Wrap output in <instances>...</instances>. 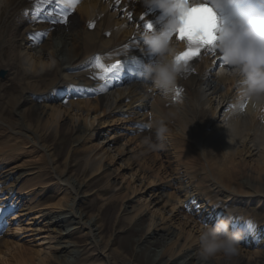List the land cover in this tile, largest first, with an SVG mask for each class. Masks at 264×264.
Segmentation results:
<instances>
[{"label": "bare ground", "instance_id": "1", "mask_svg": "<svg viewBox=\"0 0 264 264\" xmlns=\"http://www.w3.org/2000/svg\"><path fill=\"white\" fill-rule=\"evenodd\" d=\"M51 4L41 3L40 18L32 21L34 0L0 3V68H7L6 75L0 76V176L2 182L10 184L1 186L0 191L34 192L35 201L28 208L40 206L43 193L37 194L32 188L26 171L15 170L12 159L15 162L16 153L29 150L25 148L29 144L30 151L48 153L49 160L55 161L44 143L43 128L54 124L74 132L75 141L85 145L88 135L102 130L103 122L113 113L123 114L130 124L138 126L137 141L144 151L141 165L127 174L119 171L123 164L112 168L105 161L126 152L119 140L111 143L114 151L103 144L92 145L96 158L93 164L96 169H103L113 194L123 199L122 210L139 232L138 253L144 252L149 264H204L199 257L198 241L204 225L188 206H208L204 214L211 223L222 218L214 192L223 202H237L243 208L244 202L254 199L264 206V111L253 107L254 98L250 100L243 94L242 85L231 74V66L227 70L211 69V58L219 57V52L203 53L191 64L193 70L182 74L176 84L182 89L179 99L176 86L169 92L155 87L149 90L151 82L115 86L110 79L107 91H101L100 85L106 82L94 79L98 75L96 68L87 63L95 53L105 60L138 54L136 59L141 63L149 56L144 45L141 50L133 49V41L142 42L138 30V17L144 14L141 3L80 0L66 25H53L43 19L52 12ZM90 23L95 27H89ZM34 30L47 33L42 42ZM24 40L30 42L24 62L27 72L21 61ZM59 87L66 88L69 106L56 101L62 99L56 92ZM79 90L93 91L95 95L88 98L80 95ZM29 103L34 104L33 117L28 113ZM9 109L14 111V117H9ZM221 112L222 118H217ZM101 115L108 117L102 121ZM142 122L152 128L163 122L169 129V143L142 128ZM145 138L166 146L167 163L160 160L157 150L148 151ZM168 146L174 156L169 155ZM68 167H55L62 196L50 204L63 213L50 215L49 225L55 230L51 236L56 239L54 246L42 252L30 243L21 244L4 235L0 237V264H138L135 258L123 257L113 248L114 240L101 234L96 217L79 207L84 180L70 176ZM149 188L153 195L143 200L142 190ZM241 209L230 213L236 218H231L230 231L245 232L238 254L230 258L218 255L207 264H264V209L247 214ZM178 210L184 216H179ZM37 211L42 213L43 209ZM76 227L86 230L89 240L82 248L69 239ZM18 228L16 232L20 231Z\"/></svg>", "mask_w": 264, "mask_h": 264}, {"label": "rangeland", "instance_id": "2", "mask_svg": "<svg viewBox=\"0 0 264 264\" xmlns=\"http://www.w3.org/2000/svg\"><path fill=\"white\" fill-rule=\"evenodd\" d=\"M24 60L27 62L26 56H23ZM4 69V68H0ZM27 70V69H26ZM25 70V71H26ZM6 75V74H5ZM36 81V78L33 79ZM58 103L63 104L64 107L69 106L68 99L64 98ZM28 113L30 117L35 115L34 104L29 103L27 105ZM9 117H14L15 113L13 110L9 109ZM105 115H101L104 121L106 119ZM222 118L221 114H217V118ZM130 120L126 118L123 114L113 113L112 116L107 118L106 122L102 124V130L94 133L92 136L88 135L85 145L75 141V134L71 131L61 130L54 124L50 125L48 129H42L41 132L45 137L44 143L51 149L50 151L54 154L55 161H50L48 153L36 152L31 150L30 145H26L25 148L29 150H21L15 155L14 167L15 170L22 169L25 172V177L30 178L29 181L33 182L32 188L38 193H43L41 198L43 204L37 207H41L45 216L42 217V213L37 211V207L28 208L35 198L28 191H25L24 195L21 196V202L25 205L23 210L20 212L21 215L19 220L21 226L23 227L22 233H15L12 230L8 231V237L16 240L18 243H30L35 249H41L42 252L51 249L56 242L54 237L51 236L55 233L54 229L50 227V215H61L63 212L57 207H54L50 203L57 202V200L62 196V189L57 188L58 180L56 178L57 171L56 166H66L69 169V174L72 177H79L84 180L82 188L79 193V207L86 213L93 215L97 219V225L101 228V234L106 238L113 239V248H117L123 257H128L131 259L135 258L138 264H149L144 252L140 251L138 253V235L137 229L132 227V223L127 219L128 215L123 212V199L116 197L113 194L112 186L110 185V179L106 175L103 169H96L94 167V161H96L95 155L93 154L92 145L99 144L105 146L110 150L114 151L113 141L119 140L120 143L126 146V152L122 154H117L115 158H107L106 162L110 163V166L114 168L119 164H123L119 171L124 173H130L134 167L141 165L143 148L142 144L137 141L138 135L136 132V125L129 123ZM144 129L152 132L156 136V128L149 127L147 123H141ZM58 128V129H57ZM214 128V126L210 127ZM208 128V129H210ZM170 134H166L164 141H169ZM236 144L237 141L233 139ZM146 147L148 151L153 150L148 146L147 138H145ZM151 143L159 144L157 140L150 141ZM169 143V142H168ZM169 147V155H173V149ZM166 146L159 148L157 151L160 152V160L169 161V157L165 156L167 151ZM172 161V159H170ZM175 160V159H174ZM5 161H7L5 159ZM129 161V162H128ZM174 162V161H172ZM96 164V162H95ZM106 188V190H104ZM144 196L142 199L151 198L153 191L149 188L142 190ZM20 193V192H19ZM216 192H214L215 194ZM22 195V194H21ZM23 197V200H22ZM51 199L48 201V198ZM217 198V194H215ZM126 200V199H125ZM31 201V202H30ZM230 204V203H229ZM232 204V203H231ZM243 208L240 203H235V205L242 208L241 211L260 212L264 209L263 204L257 201L251 200L244 203ZM176 213L179 216H184L181 210ZM39 223L44 224L43 228H39ZM204 226L201 228L203 229ZM72 244L76 247L82 248L84 245L88 244L89 240L86 236V230L81 228H75L69 237Z\"/></svg>", "mask_w": 264, "mask_h": 264}, {"label": "clouds", "instance_id": "3", "mask_svg": "<svg viewBox=\"0 0 264 264\" xmlns=\"http://www.w3.org/2000/svg\"><path fill=\"white\" fill-rule=\"evenodd\" d=\"M142 3L162 13L161 27L142 33L147 53L155 57L144 66L143 75L151 82L149 90L155 87L169 92L188 70L187 64L176 61L177 55L183 52L173 39L181 26L177 0H142ZM249 3L255 10L241 13ZM210 7L216 16L218 12L234 10L236 18L230 25L217 27L216 46L226 65L231 66V74L242 85L243 94L250 100L254 98L253 107L264 111V0H211ZM168 132V127L161 122L156 128L157 139H165ZM147 142L152 150L163 147L151 143L150 138ZM230 225L231 221L225 218L219 219L214 226L204 225L198 237L199 257L204 264L218 255L230 258L238 254L245 232L243 229L230 231Z\"/></svg>", "mask_w": 264, "mask_h": 264}, {"label": "snow or ice", "instance_id": "4", "mask_svg": "<svg viewBox=\"0 0 264 264\" xmlns=\"http://www.w3.org/2000/svg\"><path fill=\"white\" fill-rule=\"evenodd\" d=\"M3 0H0L2 3ZM44 2L57 4L58 10L56 14L51 12L45 14L43 19L55 24H67L69 15L74 12L80 0H34V12L32 14V21H36L40 18L41 9L39 5ZM119 4L120 0H116ZM189 5V6H186ZM177 6L180 10V28L177 30L175 37L186 44V49L179 53L176 57L178 63L182 62L188 65V70L185 73L192 71L191 64L197 60L203 52H208L215 55L217 49V27L218 20L214 10L207 4L202 3L195 6H190L189 0H177ZM28 13L25 12V16ZM129 19H132V13L129 12ZM140 23L138 24V30L143 29V32L149 31L153 28V24L150 21H146L145 14L138 17ZM89 27H95L90 23ZM47 35V33H44ZM31 38V37H30ZM138 40V39H137ZM138 43L133 41V47H138ZM128 47V45H125ZM92 66L99 69L98 75L94 76V79L105 81V84L100 85L101 91H107V82L110 79L117 78L120 73L125 70V63L117 61L113 64H105L101 56L97 55L93 58ZM216 66H229L226 65L225 59L220 55L219 63ZM142 75V73H140ZM182 89L176 88V96L179 99ZM244 107V105H241ZM5 213L11 214L9 209L0 207V222H2Z\"/></svg>", "mask_w": 264, "mask_h": 264}]
</instances>
